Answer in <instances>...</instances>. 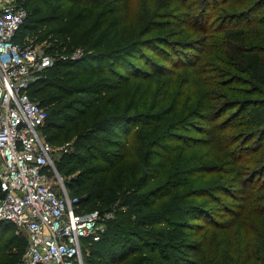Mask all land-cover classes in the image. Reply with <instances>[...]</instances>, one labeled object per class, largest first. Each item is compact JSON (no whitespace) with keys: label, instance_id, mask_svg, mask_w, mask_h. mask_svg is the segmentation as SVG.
I'll list each match as a JSON object with an SVG mask.
<instances>
[{"label":"trees","instance_id":"trees-1","mask_svg":"<svg viewBox=\"0 0 264 264\" xmlns=\"http://www.w3.org/2000/svg\"><path fill=\"white\" fill-rule=\"evenodd\" d=\"M20 2L14 41L55 57L27 87L72 148L55 169L78 212H113L83 264H264V0Z\"/></svg>","mask_w":264,"mask_h":264},{"label":"built area","instance_id":"built-area-1","mask_svg":"<svg viewBox=\"0 0 264 264\" xmlns=\"http://www.w3.org/2000/svg\"><path fill=\"white\" fill-rule=\"evenodd\" d=\"M25 16L20 0H0V222L26 239L19 264H83L84 240H96L113 212H78L79 198L68 195L55 169L53 159L66 146L55 149L43 137L47 112L27 93L55 57L14 41ZM81 56L77 48L68 58Z\"/></svg>","mask_w":264,"mask_h":264},{"label":"rangeland","instance_id":"rangeland-1","mask_svg":"<svg viewBox=\"0 0 264 264\" xmlns=\"http://www.w3.org/2000/svg\"><path fill=\"white\" fill-rule=\"evenodd\" d=\"M44 43V41L43 42H41V43H38V44H36L37 46H41L42 44ZM43 135V137L45 136L44 134H42ZM52 143V146H54V148L55 149H59L61 146H63V145H65L66 147H68V145L70 144V143H65V144H60V143H53V142H51ZM72 150V148H70V147H68V150ZM59 153H57V155H58ZM50 177L52 178V182H54L53 183V185L57 188L58 187V185H57V180H56V178L55 177H53V175L52 174H50ZM63 180L65 179V177L63 176V175H61L60 176ZM10 233H13L14 235H21V236H23L24 237V235L22 234V232H20V231H18V230H16L15 228H14V231H12V232H10ZM9 234V233H8ZM14 247H12L11 248V251L12 252H14V253H16V248H14Z\"/></svg>","mask_w":264,"mask_h":264}]
</instances>
